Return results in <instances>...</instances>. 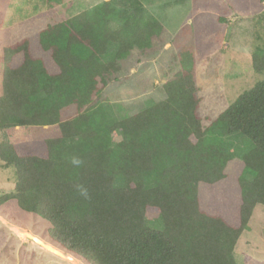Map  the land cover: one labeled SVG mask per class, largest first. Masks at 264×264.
Returning a JSON list of instances; mask_svg holds the SVG:
<instances>
[{"label":"trees","instance_id":"trees-1","mask_svg":"<svg viewBox=\"0 0 264 264\" xmlns=\"http://www.w3.org/2000/svg\"><path fill=\"white\" fill-rule=\"evenodd\" d=\"M161 34L140 0H113L1 50L0 131L57 125L61 138L0 142V160L16 172L0 205L44 219L51 245L89 264H236V245L264 207V80L208 129L186 69L164 84L163 100L115 121L120 107L101 97L117 62L163 45ZM253 67L264 72V50ZM235 134L254 145L239 161L224 147ZM147 213L161 230L146 225Z\"/></svg>","mask_w":264,"mask_h":264},{"label":"rangeland","instance_id":"rangeland-1","mask_svg":"<svg viewBox=\"0 0 264 264\" xmlns=\"http://www.w3.org/2000/svg\"><path fill=\"white\" fill-rule=\"evenodd\" d=\"M113 0H0V52L14 42L39 33L63 18L75 17ZM144 14L161 24V42L147 52L135 49L119 60L120 72L111 76L101 100L117 106L115 121L134 116L166 96L163 86L183 70H191L201 98L203 126L227 109L245 91L264 80L256 72L253 56L264 50V0H140ZM123 3V2H122ZM129 11L126 3L118 5ZM48 10L50 15L37 16ZM49 12V11H48ZM34 19V22L30 20ZM9 29V30H7ZM115 44L109 45L104 61H111ZM191 57V60L188 58ZM103 61V60H102ZM4 64L0 54V95ZM115 143L122 132L114 133ZM61 138L60 128H17L10 137L0 131V142L20 143ZM224 147L235 161L253 149L241 134L225 139ZM0 160V199L15 191L16 172ZM147 226L161 230L162 219L147 213ZM31 233L51 245V225L39 216L23 212L15 202L0 205V264H89L60 250L59 257L27 239ZM53 246V245H52ZM236 264L264 263V207H255L249 230L240 237L234 252ZM69 257L73 260H70Z\"/></svg>","mask_w":264,"mask_h":264},{"label":"water","instance_id":"water-1","mask_svg":"<svg viewBox=\"0 0 264 264\" xmlns=\"http://www.w3.org/2000/svg\"><path fill=\"white\" fill-rule=\"evenodd\" d=\"M18 233H19V234H23V235H25V237H26L27 239L33 241L34 243H36L38 246L42 247L43 249H45V250H47V251H48V250H51V246H49L50 244H48V245H47V244H44L45 242H43L41 239H39L38 237L34 236L33 234H31V233H27V232L23 233V232H20V231H18ZM57 251H58V250H57ZM58 252H59V251H58ZM58 252H56V250H53V249H52V251H51V253H53L54 255L61 257L60 254H59ZM60 253H62V252H60ZM62 254H63V253H62Z\"/></svg>","mask_w":264,"mask_h":264},{"label":"bare ground","instance_id":"bare-ground-1","mask_svg":"<svg viewBox=\"0 0 264 264\" xmlns=\"http://www.w3.org/2000/svg\"><path fill=\"white\" fill-rule=\"evenodd\" d=\"M44 244H46V243H44ZM47 245H48V243H47ZM49 246H51V250H48L49 252H51L52 249H53V250H56V252L59 251L58 253L60 254V256H61V257H64V255H63L62 253H60V252H61L60 250H58L57 248H55V247L52 246V245H49ZM57 250H58V251H57ZM52 254H53V253H52ZM69 259H70V260H73L72 257H71V258L69 257Z\"/></svg>","mask_w":264,"mask_h":264}]
</instances>
